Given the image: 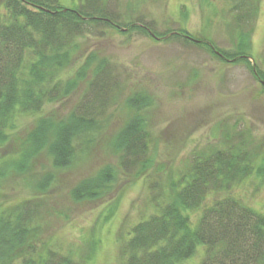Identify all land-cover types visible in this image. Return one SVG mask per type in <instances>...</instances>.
Listing matches in <instances>:
<instances>
[{
	"label": "trees",
	"instance_id": "1",
	"mask_svg": "<svg viewBox=\"0 0 264 264\" xmlns=\"http://www.w3.org/2000/svg\"><path fill=\"white\" fill-rule=\"evenodd\" d=\"M232 8L236 40L226 48L195 38L184 27L158 30L155 20L143 21V15L122 20L108 0H81L73 7L60 0H0V147L13 146L0 154V185L16 174L37 197L31 203L0 198V264H86L91 258L53 241H41L40 250L35 241L36 247L27 245L39 237L37 226L48 205L46 191L54 181L46 165L39 163L38 174L31 171L36 159L49 157L52 168L70 166L91 143L123 87L109 60L96 53L87 55L78 68L69 67L79 38L104 35L110 28L155 40L180 37L221 61L244 63L264 90V70L249 60L254 57L256 0H237ZM83 81L80 100L67 114H42L47 104L70 95ZM148 103L144 91L129 94L124 105L134 111L112 134L119 167L137 176L153 166L150 131L141 113ZM25 116L34 117V123L24 134L17 133ZM237 124L221 144L193 150L182 169L167 174L164 184L150 182L154 210L122 239V264H183L198 246L203 249L199 264H264V205L259 210L229 193L251 174L264 183V156ZM108 165L75 184L71 198L93 200L106 194L116 177V168ZM1 192L0 188V196Z\"/></svg>",
	"mask_w": 264,
	"mask_h": 264
},
{
	"label": "rangeland",
	"instance_id": "2",
	"mask_svg": "<svg viewBox=\"0 0 264 264\" xmlns=\"http://www.w3.org/2000/svg\"><path fill=\"white\" fill-rule=\"evenodd\" d=\"M80 1L60 0L68 7ZM236 1L108 0V3L122 13V20H135L143 15V21L154 19L158 30L184 27L195 38L232 48L236 40L232 5ZM256 6L251 31L254 57L249 60L264 70V0H256ZM79 42L69 67L78 68L87 55L96 53L109 60L123 87L91 143L77 153L70 166L52 168L49 157L36 159L31 171L38 174L39 163L46 165V170L54 173V181L46 191L48 205L37 226L39 237L31 238L27 245L36 247L35 241L40 250L41 241H53L65 250L89 254L91 258L86 264H122V239L135 222L154 210L150 182L164 184L167 174L182 169L193 150L221 144L224 137L234 133V123L245 130L244 137L261 153L259 156H264V90L244 63L221 61L203 46L185 43L180 37L155 40L137 31L123 33L110 28L104 35H88L79 38ZM84 87L83 81L70 95L47 104L42 114H67L80 100ZM141 91L149 97L141 113L150 131L153 166L137 176L119 167V153L111 145L112 134L134 111L125 107L124 99ZM34 120L32 116L22 117L17 133L24 134ZM12 148L7 143L0 147V154ZM108 164L116 168V177L106 194L93 200L71 198L69 191L75 184ZM255 174L241 180L229 193L261 210L264 183ZM27 184L20 176L10 175L1 182V200L35 201L36 193ZM213 198L211 195L209 200ZM202 252V246H198L183 264H199Z\"/></svg>",
	"mask_w": 264,
	"mask_h": 264
}]
</instances>
